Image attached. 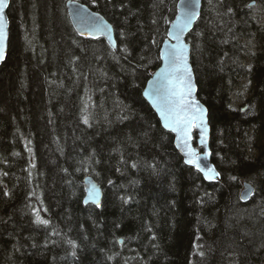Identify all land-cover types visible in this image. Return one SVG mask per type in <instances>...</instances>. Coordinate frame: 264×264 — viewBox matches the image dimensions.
<instances>
[{
	"label": "trees",
	"instance_id": "1",
	"mask_svg": "<svg viewBox=\"0 0 264 264\" xmlns=\"http://www.w3.org/2000/svg\"><path fill=\"white\" fill-rule=\"evenodd\" d=\"M66 1L7 9L0 264H264V0H202L187 36L219 182L184 163L142 95L178 0H77L112 24L116 50L78 35ZM87 175L99 208L83 202Z\"/></svg>",
	"mask_w": 264,
	"mask_h": 264
},
{
	"label": "snow or ice",
	"instance_id": "2",
	"mask_svg": "<svg viewBox=\"0 0 264 264\" xmlns=\"http://www.w3.org/2000/svg\"><path fill=\"white\" fill-rule=\"evenodd\" d=\"M163 2V0H161ZM200 0H182L181 15L177 18L176 30L170 32L169 36L174 39L176 43L170 44L168 51L164 54L163 59L167 63V67L164 72L161 73L163 83L159 84L155 93H145L152 97V103L155 105L163 120V128L176 133V139L178 147L183 151L184 163L189 166H193L198 173H203L205 180H215L220 176L214 168L209 167L203 162L204 159L210 154L208 151L203 152V157L192 147V130L198 129L200 132L199 143L207 148L206 131L207 122L205 119L206 109L195 99L194 93L196 86L193 82L192 69L188 64V44L183 38L185 32L191 31L192 25L198 19V13L196 8L199 6ZM253 5H248L252 7ZM9 7V0H0V61L5 59L6 52V40L8 38L7 33V19L5 10ZM232 11L231 8L228 9ZM111 26L107 24H96L92 27V30L85 33L80 32L79 35H87L91 39H99L100 36H107V39L112 47H115V41L111 36ZM155 43V41H153ZM125 54H128V49L125 47L122 49ZM159 83V82H158ZM90 97L83 101L81 107V119L84 124L89 123V104ZM30 144L31 142L28 141ZM26 150L31 152V149L27 147ZM18 155V153H14ZM35 164H30L31 168H35ZM132 167H136L133 164ZM155 171V170H154ZM7 175V173H3ZM31 175V173H30ZM235 179V177H233ZM112 183L111 180L108 181ZM252 194L251 187H248L246 191L241 195V199H247ZM4 195L7 196L8 192L5 191ZM30 196H36L35 192L29 193ZM39 200V196H36ZM91 201L97 208L101 207L99 200V191L95 185L88 190V195L85 198V203ZM127 202V201H125ZM47 211V209H44ZM34 215V223L37 225L48 226L50 221L41 216L40 210L32 208ZM58 234V233H57ZM72 248V255H76L75 249L78 247L74 241H67ZM199 247L194 245V248ZM199 255L203 256V252H199Z\"/></svg>",
	"mask_w": 264,
	"mask_h": 264
},
{
	"label": "water",
	"instance_id": "3",
	"mask_svg": "<svg viewBox=\"0 0 264 264\" xmlns=\"http://www.w3.org/2000/svg\"><path fill=\"white\" fill-rule=\"evenodd\" d=\"M10 3V0H9ZM255 2L251 1L249 3V5H254ZM66 6V10H67V14L69 17V20L71 22V25L73 26L74 30L76 31V33L79 35L80 32H89L92 30V27L96 24H107L111 26V36L112 39L115 41L116 44V39H115V33H114V28L112 26V24L99 12L92 10L91 8H89L87 5L77 1V0H67L65 3ZM201 7H202V0H200L199 6L196 8V11L198 13V18L201 12ZM8 9V8H7ZM7 9L5 10V14H6V19H7V33H8V37H9V19H8V15H7ZM181 10H182V0H178L177 2V12L176 15L174 17V19L170 22L169 27H168V32H167V37L166 39L163 41L161 48H160V65L151 73L149 79L147 80L145 87L143 89L142 95L145 98V100L149 103V105L151 106V108L154 110V112L156 113L162 127H163V120L160 116L159 111L157 110V108L155 107V105L152 103V97L149 95H145V93H155L156 88L159 86V84L163 83V79L161 76V73L164 72V70L167 67V63L165 61V59H163L164 54L168 51L170 44H174L176 43V41L174 39H171L169 36L170 32H174L176 30V22H177V18L181 15ZM198 20V19H197ZM197 20L194 22V24L192 25V29L195 26V23L197 22ZM191 29V30H192ZM191 31L185 32L183 34V38L185 40V42L188 44V64L190 66V68L192 69V77H193V82L196 86V91L194 93L195 99L197 101H199V103L206 109V122H207V131H206V140H207V148H204L200 143V132L198 129H193L192 130V140H191V144L192 147L196 149V151L201 155V157H203V152L204 151H208L210 154L208 155V157L206 159L203 160V162L205 164H207L209 167L214 168L217 172H219L216 168V166L214 165V163L212 162L211 159V148H210V135H211V129H210V124H209V120H208V109L207 107L200 101V99L198 98L197 95V84H196V80H195V75H194V71L192 68V64H191V45L190 43L187 41V36ZM81 36V35H80ZM83 37H88L87 35L83 36ZM99 38H103L105 40V42L110 46V48L112 50H116L117 44L115 47H112L107 39V36H100ZM7 50H8V38L6 40V52H5V59L7 56ZM5 59L3 61H0V66L2 65V63L5 61ZM159 82V83H158ZM166 130V129H165ZM168 131V130H167ZM170 132V131H169ZM172 133V132H171ZM174 136V145L175 148L177 149V151L180 153V155L183 158V161L185 159L183 151L178 147V142L176 139V133H172ZM193 167V166H192ZM203 177V173H200ZM204 179V178H203ZM205 180V179H204ZM221 180V175L215 179V180H205L207 182H219ZM95 185L96 188L99 191V200H100V204H101V200H102V188L100 186V184L94 180L90 175H87L84 177L83 179V186H84V199L83 202L85 201L86 196L88 195V190ZM248 187H251L252 189V194L254 191V187L251 183L244 181L242 183V188L240 190V197L241 195L246 191V189ZM251 194V195H252ZM251 195L248 196L247 199H249L251 197ZM247 199H242V200H247ZM85 203V202H84ZM85 204H93L95 206L94 203H92L91 201H89L88 203ZM120 242H122V240L120 239Z\"/></svg>",
	"mask_w": 264,
	"mask_h": 264
}]
</instances>
